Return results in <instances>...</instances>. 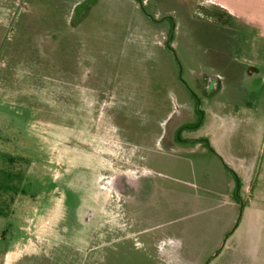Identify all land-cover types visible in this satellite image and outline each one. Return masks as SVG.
I'll return each mask as SVG.
<instances>
[{"label": "rangeland", "instance_id": "obj_1", "mask_svg": "<svg viewBox=\"0 0 264 264\" xmlns=\"http://www.w3.org/2000/svg\"><path fill=\"white\" fill-rule=\"evenodd\" d=\"M140 1L157 20L173 17L171 47L189 84L201 73L221 77L222 162L248 167L235 168L241 220L209 264H264V53L251 57L252 42L197 0ZM169 30L136 0H0V264L13 247L14 264H204L217 248L229 230L223 197L175 215L166 200L171 189L204 197L215 189L202 180L204 162L175 155L172 166L165 157L164 138L194 120L166 49ZM243 57L258 64L251 75ZM151 172L156 186L142 191L150 197L124 207L129 226L119 229L121 202L107 182ZM181 224L173 234L181 242L157 243L167 256L156 259L148 237Z\"/></svg>", "mask_w": 264, "mask_h": 264}, {"label": "crops", "instance_id": "obj_2", "mask_svg": "<svg viewBox=\"0 0 264 264\" xmlns=\"http://www.w3.org/2000/svg\"><path fill=\"white\" fill-rule=\"evenodd\" d=\"M199 6L201 7H212L214 9H218L221 11V14L223 17L227 18L228 21H230L234 26H231L230 32L234 31H240L239 34L240 40L244 42L251 41L252 43L250 44V56H256L258 53L262 52L264 53V0H197L196 2ZM226 19V20H227ZM242 50L243 55L247 56V47L245 46ZM234 52V51H233ZM258 56V55H257ZM244 58V57H243ZM255 64V63H254ZM251 60L246 61V57L243 59V63L241 65L244 66V70L246 68H252L257 67V65H254ZM220 94H218L215 97V103L213 106V109L211 113H207L204 124L200 130V134L202 136H205L208 138V131L211 129L213 132V139H209V142L214 149V152L216 153L217 156H219L223 162V156H226L227 151L225 149L221 148V145L219 144L220 139L222 138L223 131L225 130V125L228 123V120H226L225 115H223V110L225 106H222L221 100L218 101ZM230 108V107H229ZM228 107L226 109H229ZM205 129V130H204ZM207 129V130H206ZM262 137V143L264 145V130H262L261 135ZM193 147L190 145H184V146H174L172 148V151H169L168 158L170 159V164L173 166L174 165V156L177 155L176 157L182 158V159H190V158H196L198 162H207L209 161L212 166H215L217 172L214 176H209L207 179L205 178L203 181H207L206 184L209 182H213V187L215 189H212V191H209L210 197H204L203 195L199 194H194V195H181L179 193H174V191L171 189L170 190V196L171 198L168 199L166 197V200L171 201L170 208L171 210V215L175 214H184L183 211H186L188 208L193 207L194 209H202L206 204L210 202V198L212 195L216 197H223L224 201L228 202V206L225 208L224 213L225 216L228 218V222L230 223L232 221V218L234 217L235 214V208H233L234 204L231 203L230 200V189H231V180L227 176V174L221 169V165L218 162L216 156L212 157L207 154L203 149H197V147ZM195 149V150H194ZM174 150V151H173ZM225 151L224 153L221 152ZM159 155V153H158ZM190 157V158H189ZM245 167L246 164H243V162L238 163L236 167ZM235 167V168H236ZM247 167V166H246ZM235 168H233V171L236 172ZM248 168V167H247ZM264 170V169H263ZM237 173V172H236ZM263 177V176H262ZM264 179V177H263ZM223 181V187L225 188L224 191H222L221 194L217 193L218 185L219 182L220 184ZM217 183V184H216ZM173 191V192H172ZM194 202L191 206L189 203ZM183 224L176 226L174 230H172V234L166 235V236H160V237H155V238H149V243H148V250L152 251L156 259L162 258V262H165L166 257V252L163 251L166 248V245L161 246L157 245V243H163V241H180L181 238L179 236L173 237L174 232L177 231V233H180L183 231ZM154 242V243H153ZM214 242V241H212ZM26 247V246H24ZM159 251V258L156 257V248ZM30 248V246H28ZM14 247L11 251L5 253L4 255V260L2 264H14L20 257H13L9 256L10 254H13ZM170 251H168L169 253ZM164 255V256H163ZM158 256V255H157Z\"/></svg>", "mask_w": 264, "mask_h": 264}, {"label": "flooded vegetation", "instance_id": "obj_3", "mask_svg": "<svg viewBox=\"0 0 264 264\" xmlns=\"http://www.w3.org/2000/svg\"><path fill=\"white\" fill-rule=\"evenodd\" d=\"M136 1L138 3H140V9H141L142 13L146 17H148L151 21H153V22H162L163 20H169L170 21V30H169L168 39L166 42V49L172 55L174 62H176V64H177V67H178L177 77H178L179 83L184 88V95L186 94L190 98V100H192L191 103L193 104L192 109H190V107H188V109H190V112H191V113H188V116H190L192 114L194 120L180 124L177 127V129H175L174 132L171 133V137L170 136L165 137L164 140L167 139L166 143L164 144L166 146V148L163 150H166L167 148L169 150H171L172 148H174V146H184V145H190V146L197 147V149L198 148L203 149L205 152H207L208 155H210L212 157L216 156V158H217L218 162L220 163L223 171L227 174V176L229 177V179L232 182L231 189H230V200H231V203L234 204L233 208H235V214H234V217L232 218V221L229 223V227H228L229 230L222 236L217 248L213 251L212 254H209L206 257L204 264H209L212 260H214L215 258H217L219 256V254L223 250V247H224L225 243L227 242V240L231 237L232 234H234V232H235V230H236V228H237V226L241 220L242 211H243V202H242V198H241L240 193H239L240 180H239L237 173L235 171L229 170L225 167L224 163L222 162V159L219 156H217L216 153L214 152V149L212 148V146L209 142V139L205 136H202L199 132L201 130L203 124H204L206 114L211 113V111L213 109V106L215 103V100H214L215 97L218 94H222L223 87L221 84V77L217 74L201 73L200 76L199 75L193 76V85L189 84L183 78V74L185 73L183 64L179 61V59L177 57L176 50H174L171 47V43L173 40V33H174V29H175V21H174L173 17L170 15H165L163 18H160L159 20H157L153 17V15L147 14L145 12L143 5L141 4L140 0H136ZM87 3H89L90 6H92L91 2L87 1ZM87 3L80 5V6H76L75 9L77 10L78 8H82ZM76 10H74V11H76ZM81 11L82 10H80V13H82ZM86 11H85V14H86ZM72 17L74 18L75 21L84 18L83 16L79 17L78 14L75 15L74 12H73ZM244 72L247 75H251L255 71H252L250 73L248 71V68H246V70H244ZM212 81L214 82L213 83L214 86L212 87V89L209 90L208 86L210 85V82H212ZM199 91H200V94L198 93ZM206 108H207V111H206ZM195 133H196V135H195ZM209 163H210L209 161H207L206 163L204 162V164L207 166L205 168L201 169L202 175H204L202 180H204L205 178L207 179L209 176H211V177L214 176L217 172L216 169L214 171H212L208 168V167H211V164H209ZM152 176H153L152 172L149 174H141V175L135 176V177H130L129 175H126L123 173L122 175L117 176V177L113 178L111 181L107 182L112 188H114L115 193H116L115 195L118 197V199L121 202V204H120V206H121L120 213L121 214L120 215L122 216V218L124 217V223H123L122 227L119 229H122L123 231H127L128 226H129V225L126 226L127 216L123 215V213H122L125 210L124 207L129 205V204L132 205V202H134V201L135 202L147 201L148 197H150V194H147L146 197L142 198V196H143L142 191L145 190V187L148 186V184L150 182H152V185L154 184L156 186V184L153 181L154 179L152 178ZM79 188H81V187H79ZM72 189H74V188H72ZM138 189H139V191H138ZM85 190L87 191V193H86V198H87L88 196H90L89 194H91V193L89 192L88 187H85ZM237 203H239L238 209H236ZM93 217H94L93 214L89 211V214L87 216H85L86 219H84L82 222H85V224H86V222H87L86 220L92 219ZM125 234L126 233H124L123 236L127 237Z\"/></svg>", "mask_w": 264, "mask_h": 264}, {"label": "trees", "instance_id": "obj_4", "mask_svg": "<svg viewBox=\"0 0 264 264\" xmlns=\"http://www.w3.org/2000/svg\"><path fill=\"white\" fill-rule=\"evenodd\" d=\"M248 71L251 73L252 71H255V68H248Z\"/></svg>", "mask_w": 264, "mask_h": 264}]
</instances>
